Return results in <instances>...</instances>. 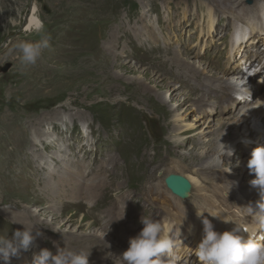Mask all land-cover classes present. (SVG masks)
Instances as JSON below:
<instances>
[{"label":"rangeland","instance_id":"1","mask_svg":"<svg viewBox=\"0 0 264 264\" xmlns=\"http://www.w3.org/2000/svg\"><path fill=\"white\" fill-rule=\"evenodd\" d=\"M186 1L189 3V6L183 5L184 0H0V67L4 66L5 64L11 65L7 72H5L4 74L0 73V189L3 181L12 180L13 178V173L10 171L12 162L15 169L13 170L15 173L14 175H17V189L10 188L6 190L7 195L9 193L12 194H9L6 197L7 199L4 198V201L1 200L2 205L0 207V210L12 208V211H18L19 213H21L20 217L22 219L24 218V211L30 209V206L31 210L36 208L39 213L43 212L44 210L47 211L44 206H48L49 203L46 204L45 202L46 205L44 204V206L43 204L39 206V203H31V200L33 199V190L31 189H36V186H34V181L30 176L32 170L30 168H27L26 170L23 169L21 164L23 160H21V157H19L21 155V151H17L18 149L15 143L16 139L20 136V129L16 130V127L24 128V125H26L25 122L32 117L37 118L36 120L38 121L42 117L53 116L55 112L61 110H65L63 111V113H76L73 116L71 113L73 119L67 117L69 120L66 119V123L61 125V128H63V130H65V127L67 129V131L65 130L66 133H64L65 135L63 136L66 142H64L63 144L66 145L67 153H74V151H78L76 155L77 157H75L76 159L74 158L75 163L73 162L75 165L82 169L86 166L88 167L87 173H93V176H86V180L95 179L96 175H98V173H96L98 170L95 166L98 165V163H101L102 160H105L109 155L115 157V159L118 160V165L121 166V168L123 167L125 170L127 164L132 160V156H128V154H126V152H128L129 150L132 151L131 148H128V146L126 147V145H128L126 140H128L129 143H134V148L136 150L135 153H138L139 155L145 153L147 154V156L151 155L153 147H157V149L159 148V151L161 149V151H163L166 148V145H164L166 141L168 145H173L175 141H178V136H174V132L170 130V126L172 127L173 125H177L173 123V118L179 111L170 112L167 118L166 116H163L161 120H159V116L156 114L157 112H154L156 106H159L160 104L159 102H156V99L154 98V94L158 92V89L155 88L154 84H150L149 86L152 89L151 93L143 94L140 91L136 83L137 80L142 82L143 79H146L144 75L147 74L146 67L148 64L140 63L139 66L136 63V59L139 58L140 60H145L149 58L148 63H152L151 65L154 67V63H161V60H164V57L156 56L164 55L163 51L165 50H168L169 52L171 50L172 52L176 48L183 52V54L189 55L190 53H192V49H195V52H198V54L201 55V57H199L198 59L199 62H215V66L216 62L219 61V64H224L225 67L228 58L227 49L225 48L224 43L229 39V27H231L229 25L231 16L228 12L233 8L237 9L238 7V5L230 6L229 3L231 2L232 4H236L240 2V0H229L227 4V6L229 5V7H221L223 9H229L228 11L226 10V13L225 11H223V9L217 10L218 7H216L215 9V4L213 5V3H210L207 0H201L203 6L201 5V11L198 10L199 13L198 15H196L194 8H196L195 4L199 5V2H195L192 0ZM207 6L213 8L212 10L214 11V17L218 18V22L216 21V30L212 34L207 32L206 27ZM33 7L36 8V15L40 19L42 25L38 30L29 29L27 31H24V25ZM44 8L48 11L47 13L44 11ZM183 11H186V18H183L181 15V12ZM118 27H123L129 35V38H131L133 42V47H130L131 49H127L128 54L123 55V57L121 58L124 62H126V66L124 68H127V71L123 72L124 75H121L118 69H113V73L115 72L119 77L118 79L113 80L114 83L115 81H117V83H115L114 90L122 91V94L108 93V89L111 88L107 87H110L114 83L110 85L104 84L107 89L106 91L103 89H99V87L95 83L93 87H91L93 84L91 83L90 87L87 88L89 83H84V78L82 77L83 72L82 70L78 69V61L75 63L71 58L65 59V57L63 58L62 56H58V54L60 53V49H64L61 46L67 47V49L70 47L71 49H69V51L65 49L64 52L69 53L73 56L83 54L85 52L87 53V51L83 50L84 48H79V45H82L83 43L85 44L91 40H96V43H98L100 46L102 44V46L105 47L106 45L104 43L106 42L104 41V38H107L108 33ZM147 27L154 28L155 43L153 42V39L146 38L138 32L139 29ZM163 28H165L166 30H164ZM218 39H220L219 43H217ZM41 41L46 42V47L42 49L41 56L39 57L37 62L34 65L22 64L19 58L20 54L15 46L20 42L36 43ZM150 47H154L155 49H157L159 51V54L157 53L158 51L150 53ZM82 62L87 64L86 60H82ZM78 64L80 63L78 62ZM228 65H231V63L229 62L226 67ZM80 66L84 67L85 64H80ZM134 66H137V69H134ZM156 67L157 66L155 65V68ZM104 75L105 74L97 73V80H101ZM149 78L152 80L156 79L155 76H151ZM89 88H92V93L90 94H88ZM178 92H180V95L187 93L186 90L181 89H179ZM259 95L260 92H256L253 96L256 98ZM164 97L168 104L167 107L169 106L170 108L171 105L172 107H174L173 105H175V108L177 107L176 101L178 98L175 97L174 101H170L169 96ZM121 98L124 99L122 100ZM185 98L186 95L180 97L181 100ZM226 98L229 97L225 96L223 100ZM208 101L215 102L214 99H212V101L211 99ZM210 102L207 104V106L211 104ZM227 102L228 101L224 102V104L221 105V102L218 103L217 101L215 109L219 113H217V115L214 114L208 120L206 119V123L209 122L210 126L207 129H205V125L198 126V123H196V119L199 115H201V112L196 110V112L190 111L191 113H188L185 120L187 123L191 124V126L192 124H196L195 127H193L195 130H191L192 134L189 135L198 134L203 129H205V132L211 131L212 133L214 129L212 125L215 124L217 119L234 116V108L230 106V101L229 103ZM62 105H67V107H65L64 109L61 107ZM151 105L154 107H152ZM67 108L70 109L66 111ZM190 109H193V106H191ZM182 111L184 112V110ZM183 114L186 115L187 112H184ZM85 119L87 120V122H85ZM164 122L166 125L164 124ZM154 126L155 128H153ZM33 127H36V125H34ZM55 129L59 131L60 127H55ZM168 130L170 133L168 132ZM26 133L28 135V132ZM157 133L159 134V136ZM211 133L206 134L205 136L209 137ZM133 135H135L137 139L133 138ZM98 138H100L102 142H105V147H103L100 151L103 152V150L106 149V152H103L101 154L98 152V150L94 152L91 151L94 149H98V142H96ZM207 140L208 139H206L205 141ZM79 146H84V151L89 150L86 153L89 156H84L85 152L80 151ZM94 146H96V148H94ZM193 146L194 145L192 141L189 140L185 148L181 150L183 152L180 151L181 155H178L176 153L164 158L166 159V161L163 167H167V169L165 171H161L163 169L161 168L158 170V172L156 171L157 173L155 172V175H158L155 176L156 179L152 182V184H159L160 186L158 185V187L160 188V190H162V180L164 177H166L167 173L171 169H173L172 166L177 168L179 167L180 169H183V172L180 171L183 174L191 175L198 179L197 175L184 170L185 166L192 164V159L184 158L183 155L187 154L188 150ZM249 146L252 148V151V144ZM68 147H70L71 151L68 150ZM242 147L243 146L241 145V148ZM195 150L196 153L201 152V150L199 151L198 146L195 147ZM231 150L232 155L230 157L225 156L224 158L220 159L224 161L223 166L222 164L218 163L219 169L211 170L210 175L217 176L221 180V182H223L225 187H227L228 184L225 180H223V177L227 178L229 182L238 181V183L241 185L247 184L246 182L248 179H255V177H253L254 175L248 176V172L240 173L243 166L242 163L244 160H247L249 158L251 151L245 152V149L241 151V149L235 148V146H233ZM33 151H37V149ZM29 154L32 153L29 152ZM206 156L207 157L204 159L202 165H205L209 161H212L214 158L219 161V158L217 156H212V154L210 153H208ZM179 161L181 163H179ZM240 161H242V163ZM70 163L72 164L71 161H66V164L68 166ZM94 163L95 165H93L92 167V164ZM143 165H141L140 169L141 171H144V173H146L147 168ZM56 170L57 169L55 167L54 172L52 171V173H55ZM135 170L136 165H133L130 168L129 172L124 171L125 173H128V176L127 174L123 173L126 177L124 176L121 181H128L127 184L130 183L131 185H139V176L137 175ZM159 171L161 172L159 173ZM197 172L203 173L204 170L199 167L197 168ZM173 174L178 175V173ZM202 176H204V174L199 175L200 180ZM37 178L41 179L38 176ZM144 183H146V180L143 182L142 179L140 183L141 185L139 186L145 188L144 186L149 185ZM127 184L123 183L124 186H126ZM117 185L120 188V183H117ZM250 187L251 185H248V188ZM211 188H209V191H211ZM231 190H233V187L231 188ZM222 193L229 195V193L223 190L220 191L221 199L219 198V195L212 196L216 199L227 202L228 207H230L231 205L234 206L233 200L228 196L227 198L223 197ZM194 194L195 191L193 190L192 195L189 196V198H187L186 200H181L183 202H179V204L186 207H192L193 203L190 202L195 201V197H192L194 196ZM142 195L143 196L140 197V204L132 210L133 217L127 224L128 226L135 229L134 227H137L140 224L139 221L142 215H157L156 220H158L159 222L161 221L162 217V219L172 218L170 217L172 215L168 213L166 209L165 211L161 212V204L160 207L152 206L156 205L155 200L152 199V197H159L157 194L150 195L148 193H142ZM167 196L169 197V195ZM169 198H171L172 200V197ZM20 199L22 200V202ZM148 200L150 201L148 202ZM81 201L82 202L79 206L70 205L68 207L64 206V209L61 208L62 212L64 213L57 211V209L55 208L56 212L54 213H61L63 215L62 218L65 220H63L64 226L61 227L60 230L56 228V226H53V228H55L53 230H55L54 232L56 233L54 235L51 234L48 236L52 239V242L60 240L58 237L60 233L66 236L69 234L72 235L73 232V234L76 233L75 235L80 234V231L83 230L85 224H89L90 228L88 227L87 233H98V236H101L102 242L108 245L107 248L109 247V250L113 245V248H118V250L121 249L122 251H126L125 247H120L118 244L120 240L119 235L121 227H117L118 231L112 230V228L109 227H106L105 229H99V226L102 225L105 221L113 220V222L115 223L123 221V211H121L122 214L120 212V215H117L118 211H110L109 207H102L101 209H97V202L95 203V205L94 203H92L93 205L91 204L89 206V203H87V205L84 199H81ZM16 205H19L17 207L18 210L15 209ZM196 207L197 206L195 205V208ZM40 208H42V210H40ZM101 215L105 218V220L99 217ZM67 219L68 221H66ZM96 220H98L99 223ZM77 222L84 224L83 228H75L74 225H76ZM16 226L17 225L15 223H11L9 220L0 218V237L8 236V238L11 239L12 235L16 231ZM66 226L67 229H65ZM66 230L67 232H64ZM100 230L101 232L99 233ZM62 235H60V237ZM82 238L83 236L78 240H81ZM97 243V241L93 240L89 245L93 246L94 248V245H97ZM83 245L84 244L80 242H71L67 244L66 247L69 248V250H84V252L91 253V251L83 248ZM96 247V249L94 248L95 252L98 249V246ZM109 250L105 249L103 252ZM55 253H57V250H55ZM110 255L111 254L106 256L110 258ZM30 256L31 255H28V257Z\"/></svg>","mask_w":264,"mask_h":264},{"label":"bare ground","instance_id":"2","mask_svg":"<svg viewBox=\"0 0 264 264\" xmlns=\"http://www.w3.org/2000/svg\"><path fill=\"white\" fill-rule=\"evenodd\" d=\"M192 1L199 2V5L195 4L196 8H194L196 15H198L199 11H201L200 10L201 5L203 6V3H201L203 0L202 1L192 0ZM207 1H209L210 3H213V5L215 4L214 7L215 9L216 7H218L217 10L218 9L222 10L223 8L229 7V5L227 6L229 0H207ZM247 1H252V4L246 5ZM258 1L259 0H255V1L254 0H240L241 3L238 2L236 4H232L230 2L229 3L230 6L238 5V7L237 9L235 8L231 9V11H229L228 13L232 16V18L240 19L244 16V20H246L247 17L251 18L253 17V15H257L258 12L260 11L259 6H258ZM183 5L189 6V3L186 0H184ZM252 5L253 7L251 8ZM212 9L213 8L209 6H207V9H206V12H207L206 13V19H207L206 27H207V32L211 34L215 31L216 25H217L216 23L217 19L214 17V14H213L214 11ZM226 10L228 11L229 9H223V11L225 12ZM36 12H37L36 8L33 7L24 25V31H27L29 29L38 30L39 27H41L42 23L40 19L37 17ZM250 12H251V15H250ZM181 15L183 18H186V11L181 12ZM234 27H249V29L251 30L249 25L247 26H244V24L239 25L238 21L234 23ZM163 29L166 30L165 28ZM138 32L146 38L153 39V42L155 43V30L153 27L139 29ZM240 32L241 31L238 32L236 40L239 39ZM104 41L106 42L104 43L106 45L105 47H103L102 44L100 46L98 43H96V40H91L85 44L83 43L84 45L83 44L79 45V48H84L83 50L87 51V53L85 52L83 54H79L76 56H73L69 53L64 52L65 49L69 51V49H71L70 47L67 49V47L61 46L64 49H60V53L58 54V56H62L63 58L65 57V59L71 58L72 61L75 63L78 61L80 64H85V66L82 67L77 62V65H79L78 69L82 70L83 72L82 77L84 78L83 79L84 83L85 84L89 83L87 88L90 87L91 83H93L91 87L97 84L99 89L101 90L103 89L106 91L107 89L104 86V84H108V85L113 84L114 83L113 80L119 78L115 72L113 73L114 68L118 69L121 75H124L123 72L127 71V68L126 69L124 68L126 66V62H124L121 58L123 57V55L128 54L127 49H129L130 47H133V42L131 38H129V35L127 34V32L125 31L123 27H118L116 29H113L111 32L108 33L107 38L106 37L104 38ZM219 42H220V39H218L217 43ZM155 51H158V50L155 49L154 47H150L149 49L150 53L155 52ZM167 51L168 50L163 51L164 55L156 56V57H164V60H161V63L156 62V64L153 62L154 67L151 65L152 63L151 64L148 63L149 58L145 60L144 59L140 60L139 58L136 59L137 61L136 63L139 66H140V63L148 64L146 67L147 74L144 75L146 79L145 80L143 79L142 82L137 80V83H136L140 91L143 94L151 93L152 89L149 86L150 84H154L155 88L158 89V92L154 94V98L156 99V102H159L160 104L159 106H156V108L154 109L155 110L154 112H157L156 114L159 116V120H161L163 116L164 117L166 116L167 118L170 112L179 111L178 113L176 112L177 114L173 118V123L177 125H173L172 127L170 126V130L174 132L173 133L174 136H178V141L177 142L175 141L173 145H168L166 141V143H164V145H166L165 150L161 151L162 150L161 149L159 151V148L157 149V147L156 148L153 147V151L150 156H147V154L145 153L144 154L142 153L139 155L138 153H135L136 150L134 148L135 146L134 143L132 142L129 143V141L126 140L128 143L126 147L128 146V148H131L132 150V151L129 150L128 152H126V154H128V156H132V160L131 162L127 164L125 170L123 167L121 168V166L118 165V162H117L118 160L115 159V157L109 155L107 156L105 160H102L101 163H98V165L95 166L96 169L98 170L96 172L98 173V175H96L95 179L86 180L85 179L86 176L88 175L93 176V173L91 172L87 173L88 167L86 166L85 168L82 169V168H79L77 165H75L74 164L75 159H76L75 157H77L76 155L78 151H74V153L73 152L67 153L66 145L63 144L64 142H66L63 136L65 135L64 133H66L67 129L65 127L66 131L63 130V128H61V125L66 123V119H68L67 117H69L70 119L71 118L73 119L72 116L76 114L75 112L63 113V111L65 110H61V111L55 112L53 116L42 117L38 121L36 120L37 118L32 117L25 122L26 125H24V128L16 127V130L20 129V136L16 139L15 143L18 149L17 151L19 150L21 151V155L19 157H21L20 159L23 160L21 162L22 167L24 170H26L27 168H30L32 170L30 176L32 177L34 181V186H36V189L35 188L31 189L33 190V194L31 193L33 195L32 196L33 199L32 200L30 199L31 203H34V204L39 203V206L42 204L44 206L46 202V204L49 203V205L44 206V208H46L47 211L44 210L41 213H39V211H37L36 208L31 210V206H30L29 207L30 209H27L24 211L23 219L20 217L21 213H19L18 211H12L13 210L12 208L6 209V210H0V218L9 220L11 223H15L17 225L16 230H23V226L28 229L33 228L32 234L34 237H36L33 246H31L28 251H21L19 256L12 257L10 259L9 264H30L31 257H33L34 254H38L41 249L46 248L50 250L51 252L53 251L52 253L53 255H55L56 254L55 250H57L58 248L66 247L67 244L71 242L83 243L84 245L82 247L87 249L88 251H91V253L85 252L86 254H89V264H121V258L119 257V255L124 251H122L121 249L118 250V248H113V245L110 247V250H109V247L107 248L108 245L102 242L101 236H98V233H95V232L87 233L89 224H85V226L84 224L78 223V222L76 223V225L73 224L75 228L77 229L80 227L83 228L84 226L83 230L80 231V234H77V235H75L76 233L73 234L74 233L73 232L72 235L69 234L66 236V235H62V233L59 232L60 234L58 237L60 240H56L54 242H52V239L48 237L49 235L51 234L54 235L56 233L54 232L55 230H53L55 229L53 228V226L54 227L56 226V228H58L59 230L61 227L64 226L63 220L65 219H63L62 218L63 215L59 213V212H62L61 208L64 209V206L68 207L70 205L79 206L80 203L82 202L81 199H84V201H86V204L89 203V206L92 203H94L95 205V203L97 202V205H96L97 209H101L102 207H109L110 211L117 210L118 211L117 215H120V212L123 211V217H124L123 221H119L118 223L113 222V220L105 221L103 222L102 225L99 226V229L100 228L105 229L106 227H109V228H112V230H117V227H121L120 235H119L120 240L118 244L120 247H125L127 250L129 239L135 237L141 231V228L143 227L142 224L141 225L139 224L137 227H134L135 229H133L132 227L127 225L133 217L132 210L140 204V197L143 196L142 193H148L150 195L157 194L159 196V197L155 196L154 198L152 197V199L155 200L156 205H152V204L151 205L154 207H160V204H161V209H160L161 212L165 211L166 209L168 213L172 215L170 216L172 218L164 219L166 227L168 225L171 226V223L173 221H177L176 218L181 220L183 218H186L187 216H197L196 213L199 212V209L204 208V206L212 208L216 213L220 212L219 210H217V208L221 207V205L222 207H225L226 210H229L230 208L227 206L228 205L227 202L220 200L221 196H219L220 199H216L215 197L212 196V195H220V189H222V191L227 189V191L232 194L231 199L232 197L235 196L241 204H245L246 200L249 199L250 197L259 195L258 189L253 188L252 186L248 188V185L250 186L249 181H251L252 179H248L246 182L247 184L241 185L238 183V186H233V190H230L231 189L230 183L228 184L227 187H225L223 182H221V180L217 176L210 175L211 170L219 169L218 164L217 166L212 167V166H209V162L206 163L205 165H202V163L204 159L207 157L206 155L208 153L212 154V156L213 155L217 156L219 160L227 156L226 154L223 153L220 142L225 145L230 146L231 148L235 146V148H239L241 149V151L245 149L244 147L241 148V145H244V143L245 144L248 143L249 140H251L253 149L261 145L259 140H257L258 137L251 138L252 136L250 135L251 134L250 130L243 133L241 132V129H242V126L247 122V118L252 113H254L255 111L261 110L262 107H264V95L261 93V91L255 89V87L252 86V82L249 81V83L248 82L242 83V80L244 78H241V77L237 78L235 74H232L236 71L235 68H230V70H228L227 68L224 67V64L222 65L219 64V61L216 62L215 66H214L215 62L214 63L208 62V61L199 62L198 59L199 57H201V55H199L198 52L196 53L195 49L194 50L192 49V53H190L189 55L183 54V52H181L179 49H176V48L172 52L171 50L170 52L169 51L167 52ZM157 53L159 54V51ZM236 56H238V60L240 61L244 57V55L239 54V52L235 50V45L232 44L230 48L229 61H230V58L232 57L235 58ZM82 60L84 61L86 60L87 64L83 63ZM155 65L157 66L156 68H155ZM136 67L134 66V69H137ZM97 73L105 74V75L101 80H97V77H96ZM151 76H155L156 79H153V80L150 79L149 77ZM91 81H94V82H91ZM115 83H117V81H115ZM115 83L111 85L110 87H107V88H111V89H108V93L122 94V91L114 90ZM246 86H248V89H250L249 93L247 92L244 93V91L242 90V88L243 87L245 88ZM179 89L186 90L187 93L180 95L179 94L180 92H178ZM200 91H204V92H200ZM88 92H89L88 94L92 93V88H89ZM256 92H260V95L256 97L248 105L245 99L248 96L254 95ZM184 95H186V98L181 100L180 97ZM164 96H169L170 101H174L175 97L178 98L176 101V104H177L176 106L178 108L177 107L175 108V105H173L174 107H172V105L170 108L169 106L167 107L168 104ZM225 96H228L229 98H226L223 100ZM210 99L211 101L212 99H214L215 102L208 101ZM217 101L218 103L221 102L220 103L221 105H223L224 102L226 101H228L227 103H229L230 101V104H231L230 106L234 108L235 115L231 117L229 116V117L217 119L215 124L212 125L214 127L212 133L211 131L205 132V129L210 127L209 122L206 123V119L208 120L214 114L217 115V113H219L215 109ZM209 102L211 104L207 106ZM191 106H193V109H190ZM61 107L65 109L67 105L65 106L62 105ZM69 109L70 108H67L66 111ZM182 110H184V112H187V114L184 115L183 114L184 112ZM195 110L201 112V115H199L196 119V123H198L197 125L198 126L205 125L204 126L205 129H203L198 134L189 135V134H192L191 130H195L193 127H195L196 123L192 124L191 126V124L187 123L185 119L190 111H195ZM71 113H72V116H71ZM85 122H87V120ZM34 125H36V127H33ZM55 127H58V128L60 127V130L59 131L56 130ZM29 128H30V132H29ZM153 128H155V126ZM26 132H28V135ZM209 133H211L210 136L206 137L205 135ZM231 134H236L237 137L235 138ZM133 136H134L133 138L137 139L135 135ZM206 139L208 140L205 141ZM189 140L192 141L194 146L188 150L187 154H184V155L182 154V155L184 156V158H191L192 164L185 166L184 170L194 175H197L198 179L191 175L183 174L182 173L183 169H180L179 167L177 168L174 166H172L173 169H171L167 173V175L178 173V175L180 174V176H182L185 180H187V182L191 186V190L195 191L194 196H192V197H195V201L190 202V203H193L192 207H186L184 205L179 204V202H183V201H181L180 198L174 196L170 191H168L164 183L165 177L163 178L162 183H161L163 185L162 188L164 190L163 189L160 190V188L158 187L159 184L157 185L152 184V182L156 179L155 176L158 175V174L155 175V172L156 171L158 172V170L161 168H163L161 171H165L167 169V167H163L166 161V159L164 158L174 155L176 153L178 155H181L180 151L185 148ZM96 142H98V149H94L91 151L94 152L98 150L100 154L103 152H106L105 151L106 149H104L103 152L100 151L103 147H105V142H102L100 138H98ZM249 145L248 147H250ZM196 146L199 147V151L201 150L200 153H196V150H195ZM94 148H96V146H94ZM36 149L37 151H33ZM68 150L71 151L70 147H68ZM79 150L83 152L84 146H81V147L79 146ZM88 151L89 150L84 151L85 152L84 156H89L88 154H86ZM29 152L32 154H29ZM247 160H244L243 163L242 161H240L243 165L240 173L248 172L247 175L250 176L249 170L246 168ZM66 161L68 162L71 161L72 164L70 163L68 166L67 165L68 163L66 164ZM179 163L181 162L179 161ZM93 165H95V163L92 164V167ZM133 165H136L135 171L137 175L139 176V180H140L139 185H141L140 183L142 179H143V182L146 180V183L144 184H149L148 186L147 185L144 186L145 188L139 185H131L130 183L127 184L128 181L127 182L121 181V179H123V177L125 176L124 174H127L128 176V173H125V172H129L130 168ZM141 165L147 168L146 173H144V171H141L140 169ZM10 167H11L10 171L13 173V178L12 180L3 181L1 184L0 207L2 205L1 202L5 200L4 198H6L10 194L9 193L7 195L6 190L10 188L17 189V184H16L17 175L16 176L14 175L15 173L13 170L15 169L13 167V162L11 163ZM55 167L57 170L55 173H52V171L54 172ZM199 167L204 170L203 173L197 172V168ZM161 171H159V173ZM200 174H204V176L201 177V180L199 177ZM37 176L40 177L42 180L37 178ZM104 181H105V184H104ZM117 183H120V188L118 187ZM123 183H126L127 185L124 186L125 184L123 185ZM134 186H137V187H134ZM209 188H211V191H209ZM245 191L247 192L246 196L243 195ZM167 195H169V197H172V200ZM191 195H192V192L190 193L189 196ZM208 197H211V198H208ZM149 201L150 200H148V202ZM196 201L199 202V204L195 208ZM200 202H203L201 206H200ZM18 206L19 205L15 206L16 210H18L17 209ZM55 208L57 209V211H59L58 213H54L56 212ZM40 210H42V208H40ZM237 210L239 209L237 208ZM174 211L177 213L175 214ZM173 214H175V218ZM156 216L153 215L151 217L156 220L157 219ZM99 217L105 220V218L102 215ZM162 218H161L160 223L162 222ZM66 221H68V219ZM96 221L99 223L98 220ZM167 221L170 223H167ZM65 229H67V226ZM166 229H169V227ZM37 232L41 233V235L37 236L36 235ZM64 232H67V230ZM100 232L101 230L99 231V233ZM60 235L62 236L60 237ZM82 236L83 238L81 240H78ZM93 240L98 242L97 245H94L95 249L97 248L96 246H98V249L96 252L93 246L89 245L91 244ZM105 249L106 250L108 249L109 251L103 252ZM73 251L79 252L81 250H73ZM109 254H111L110 258L106 256ZM28 255H31V256L28 257ZM0 264H4V262L0 261Z\"/></svg>","mask_w":264,"mask_h":264},{"label":"clouds","instance_id":"3","mask_svg":"<svg viewBox=\"0 0 264 264\" xmlns=\"http://www.w3.org/2000/svg\"><path fill=\"white\" fill-rule=\"evenodd\" d=\"M15 47L22 64L34 65L46 47V42H20ZM220 144L223 153L230 157L231 147ZM218 163L223 164L224 161L214 158L209 161V166L215 167ZM246 168L250 175L255 176L249 184L258 189L260 201L255 208L249 204L241 209L245 216L252 218L258 232H253L245 239L240 234L246 232L245 228L235 223L231 230L217 232L214 224L208 218H203V235L194 250L199 264H264V146L251 151ZM229 183L231 188L238 186V181ZM205 213L225 223L231 222L214 213ZM203 214L197 213V216L202 217ZM139 222L143 227L135 237L129 239L127 250L119 255L121 264H173L174 241L164 234L162 224L148 215H142ZM32 233L33 228L23 226V230H16L11 239L8 236L0 237V261L9 264L12 257L19 256L21 251H28L36 239ZM36 235L41 233L37 232ZM31 264H89V254L64 247L58 248L53 255L45 248L33 255Z\"/></svg>","mask_w":264,"mask_h":264},{"label":"water","instance_id":"4","mask_svg":"<svg viewBox=\"0 0 264 264\" xmlns=\"http://www.w3.org/2000/svg\"><path fill=\"white\" fill-rule=\"evenodd\" d=\"M247 3H250V1H247ZM44 11L46 13L48 12L45 8ZM10 67H11L10 64H5L4 66L0 67V73L4 74L9 70ZM164 183L173 195L182 199L187 197V194L191 189V186L187 182V180H185L183 177L179 175H173V174L168 175L164 179Z\"/></svg>","mask_w":264,"mask_h":264}]
</instances>
